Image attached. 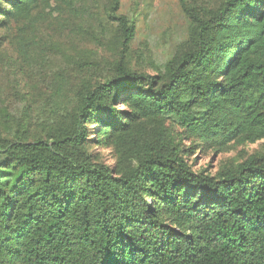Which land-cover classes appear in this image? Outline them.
<instances>
[{
    "label": "trees",
    "instance_id": "16d2710c",
    "mask_svg": "<svg viewBox=\"0 0 264 264\" xmlns=\"http://www.w3.org/2000/svg\"><path fill=\"white\" fill-rule=\"evenodd\" d=\"M37 1L0 0V26ZM120 1L109 0V15L130 42L136 27L118 14ZM189 14L191 46L165 73L119 62L57 131L0 135L1 262L264 264V148L211 175L195 172L164 132L141 142L126 123L173 115L220 146L264 138V0ZM120 99L133 113L115 107ZM88 123L105 125L99 134L121 149L123 170L94 159Z\"/></svg>",
    "mask_w": 264,
    "mask_h": 264
},
{
    "label": "rangeland",
    "instance_id": "374dc122",
    "mask_svg": "<svg viewBox=\"0 0 264 264\" xmlns=\"http://www.w3.org/2000/svg\"><path fill=\"white\" fill-rule=\"evenodd\" d=\"M223 2L121 0L118 14L136 27L133 39L125 42L118 22L110 18L109 0H38L28 16L0 26V135L30 140L57 131L62 120L79 111L85 92L117 75L119 62L141 74L165 73L168 63L191 46L189 13L204 16ZM115 107L134 110L122 99ZM126 123L141 142L164 132L195 172L211 175L264 148V138H235L223 146L204 141L173 115L136 113ZM104 128L88 123V146L96 161L116 173L124 169V159L121 149L99 134Z\"/></svg>",
    "mask_w": 264,
    "mask_h": 264
}]
</instances>
